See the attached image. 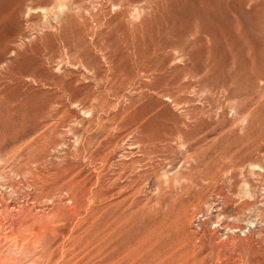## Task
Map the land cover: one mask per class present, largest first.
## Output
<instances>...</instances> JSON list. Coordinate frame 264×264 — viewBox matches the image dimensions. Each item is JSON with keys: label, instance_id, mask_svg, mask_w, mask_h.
<instances>
[{"label": "rangeland", "instance_id": "rangeland-1", "mask_svg": "<svg viewBox=\"0 0 264 264\" xmlns=\"http://www.w3.org/2000/svg\"><path fill=\"white\" fill-rule=\"evenodd\" d=\"M0 264H264V0H0Z\"/></svg>", "mask_w": 264, "mask_h": 264}]
</instances>
